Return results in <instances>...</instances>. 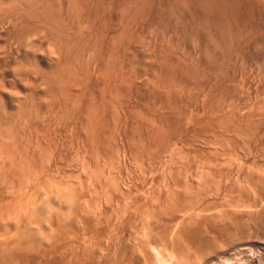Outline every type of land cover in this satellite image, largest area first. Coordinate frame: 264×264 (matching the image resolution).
I'll return each instance as SVG.
<instances>
[{
    "label": "rangeland",
    "instance_id": "1",
    "mask_svg": "<svg viewBox=\"0 0 264 264\" xmlns=\"http://www.w3.org/2000/svg\"><path fill=\"white\" fill-rule=\"evenodd\" d=\"M42 1L62 29L0 0V264H178L193 227L264 261V0Z\"/></svg>",
    "mask_w": 264,
    "mask_h": 264
},
{
    "label": "bare ground",
    "instance_id": "2",
    "mask_svg": "<svg viewBox=\"0 0 264 264\" xmlns=\"http://www.w3.org/2000/svg\"><path fill=\"white\" fill-rule=\"evenodd\" d=\"M19 1V5H20V7H21V9L23 10V12L25 13V15H23V17L24 16H26L25 18H27V20L30 18V19H35V20H38V21H40V22H44V24L45 23H48V24H53L54 26L55 25H57V28H61V26H60V22L62 23V21H59L60 20V18L57 16L58 14H55V12H54V10H52L51 8H54V7H51L52 5L49 3V1H48V3L46 4V3H44L42 0H18ZM45 1V0H44ZM77 1V0H76ZM186 1V0H185ZM195 1V0H194ZM204 1H206V0H204ZM210 1H212V0H210ZM210 1L209 2H207V3H209L210 4ZM219 0H217V2H218ZM225 1V0H224ZM228 1V0H227ZM239 1V0H238ZM46 2V1H45ZM74 2V1H73ZM200 2H202L201 0H200ZM216 2V1H215ZM214 2V0L211 2V3H215ZM222 2V1H221ZM231 2V1H230ZM235 2H237L236 0H235ZM205 3V2H204ZM203 3V4H204ZM220 2H218L217 4H219ZM229 3V2H228ZM234 3V2H233ZM248 3V2H247ZM14 4V3H13ZM75 4V3H74ZM79 4V3H78ZM184 4V3H183ZM189 4H191V3H189ZM216 4V3H215ZM19 5L17 4V7H19ZM51 5V6H50ZM81 5V4H80ZM79 5V6H80ZM202 5V4H201ZM211 5V7L214 5V4H210ZM220 5H222L221 3H220ZM226 4L225 3H223V5L222 6H225ZM231 5V4H230ZM235 5V4H234ZM74 6V5H73ZM182 6V5H181ZM185 6V5H184ZM203 6V5H202ZM207 6V5H206ZM209 6V5H208ZM204 7H205V5H204ZM210 7V8H211ZM215 7H216V5H215ZM209 8V7H208ZM213 8V7H212ZM224 8V7H223ZM245 8V7H244ZM19 9V8H18ZM216 9H218V8H216ZM21 10V11H22ZM219 10H220V7H219ZM218 10V11H219ZM223 10V9H222ZM9 11V10H8ZM20 11V12H21ZM56 11V10H55ZM213 11V10H212ZM214 11H215V8H214ZM213 11V12H214ZM221 11V10H220ZM207 12H208V9H207ZM212 12V13H213ZM217 12V11H216ZM9 13V12H8ZM215 14V13H214ZM219 14H220V12H219ZM246 14V13H245ZM4 15V14H3ZM15 15V14H14ZM20 15V14H19ZM224 15V14H223ZM222 16V15H221ZM225 16V15H224ZM237 17V16H236ZM249 17V16H248ZM255 17V16H254ZM209 18V17H208ZM219 18V17H218ZM222 18V17H221ZM16 19V18H15ZM22 19V18H21ZM29 19V20H30ZM203 19V18H202ZM217 18H215V20H216ZM244 19V18H243ZM211 20V19H210ZM215 20H213L214 22H216ZM50 23H49V22ZM51 21H53V22H51ZM220 21V20H219ZM219 21H217V22H219ZM21 22V21H20ZM56 24H55V23ZM208 22V21H207ZM1 23V22H0ZM29 23V22H28ZM63 24V23H62ZM201 24V23H200ZM16 25V24H15ZM27 25H29V24H27ZM35 25V24H34ZM60 26V27H59ZM63 26V25H62ZM23 27V26H22ZM25 27H26V25H25ZM203 27V26H202ZM30 28V27H29ZM63 28V27H62ZM61 28V29H62ZM213 28V27H212ZM216 28V27H215ZM15 29H17V28H15ZM19 29V28H18ZM21 29H23V28H21ZM20 29V30H21ZM34 29H35V27H34ZM209 29V28H208ZM25 30H26V28H25ZM41 30V29H40ZM18 31V30H17ZM224 31V30H223ZM20 32V31H19ZM21 32H23V31H21ZM32 32V31H31ZM225 32V31H224ZM26 33H27V31H26ZM25 33V34H26ZM217 33V32H216ZM223 33V32H222ZM227 35V34H226ZM207 36V35H206ZM217 37V36H216ZM243 37V36H242ZM211 38V37H210ZM217 39V38H216ZM209 41V40H208ZM213 42V41H212ZM219 42V41H218ZM227 42V41H226ZM228 43V42H227ZM208 45V44H207ZM199 47V46H198ZM224 49V48H223ZM25 51V50H24ZM211 51V50H210ZM227 51H229V50H227ZM206 52V51H205ZM27 53V52H26ZM207 53V52H206ZM2 55V54H1ZM28 57V56H27ZM217 58V57H216ZM210 59V58H209ZM202 60V59H201ZM206 60V59H205ZM211 60V59H210ZM27 61V60H26ZM32 62V61H31ZM211 63V62H210ZM37 64H38V62H37ZM36 64V65H37ZM171 66V65H170ZM31 67V66H30ZM51 67V66H50ZM49 67V68H50ZM173 67V66H172ZM23 68V67H22ZM162 68V67H161ZM42 69V68H41ZM45 68H43L42 70H44ZM56 69V68H55ZM55 69H53V70H55ZM199 69V68H198ZM53 72V71H52ZM51 72V73H52ZM55 72V71H54ZM58 72V71H57ZM41 74V73H40ZM57 75H58V73H56ZM56 74H53V75H55L56 77H57V80H58V78H60V77H58ZM172 74V73H171ZM196 74V73H195ZM194 74V75H195ZM42 75V74H41ZM45 76V78H47V79H49V80H47L48 82L51 80V81H53L54 83L53 84H55V83H58L57 81H56V79H51L52 77H50V75H49V72H48V74H47V72H45V74H44ZM61 75V74H60ZM59 75V76H60ZM169 75V74H168ZM9 76V75H8ZM54 76V77H55ZM171 76V75H170ZM43 77V76H42ZM53 77V78H54ZM168 77V76H167ZM183 77V76H182ZM44 78V79H45ZM162 78V77H161ZM4 79V78H3ZM171 79V78H170ZM164 80V79H163ZM169 80V79H168ZM172 80V79H171ZM50 81V84H52V82ZM44 82V84L46 83V80L45 81H43ZM59 83H60V81H59ZM63 83V82H62ZM49 84V83H48ZM49 84V85H50ZM48 85V86H49ZM8 86V85H7ZM51 86H54V85H51ZM50 86V87H51ZM57 86V85H56ZM57 88H58V86H57ZM52 89H54V88H52ZM54 92H55V90H54ZM53 93V92H52ZM11 97V96H10ZM13 97V96H12ZM62 101V100H61ZM1 103V102H0ZM6 103V102H5ZM27 104V103H26ZM3 106V105H2ZM33 107V106H32ZM43 108V107H42ZM1 111V110H0ZM9 122V121H8ZM1 125V124H0ZM7 125V124H6ZM8 126V125H7ZM1 127V126H0ZM4 129V128H3ZM2 129V130H3ZM97 129V128H96ZM2 130H1V128H0V134H1V132H2ZM4 132H7V133H5V135L6 134H8L9 132H11V130L10 129H8L7 128V130H6V128H5V131ZM4 132H2L3 134H4ZM11 134V133H10ZM2 135V134H1ZM1 135H0V137H1ZM9 135V134H8ZM6 137H8L7 135H6ZM10 137V136H9ZM8 137V138H9ZM3 139V138H2ZM8 140V139H7ZM11 142V141H10ZM13 142V141H12ZM5 143V142H4ZM2 144H3V142H2ZM12 144V143H11ZM5 146H6V144H5ZM3 147V146H2ZM8 147H10V146H7L6 148L7 149H5V150H7L8 151V154H10V156H12V152H13V150H12V147L11 148H8ZM1 149V148H0ZM4 150V151H5ZM1 167V166H0ZM240 179V178H239ZM252 181V180H251ZM255 181V180H254ZM244 184V183H243ZM247 184V183H246ZM249 184V183H248ZM252 184V183H251ZM259 185V184H258ZM257 185V186H258ZM256 186V187H257ZM262 186H263V184H262ZM253 187V186H252ZM255 187V186H254ZM264 188V187H263ZM259 189H260V187H259ZM245 190V189H244ZM256 190V189H255ZM244 195V194H243ZM254 195V194H253ZM242 197V196H241ZM234 199V198H233ZM242 199V198H241ZM254 200H255V198H253ZM234 204V203H233ZM249 204H251L250 203V201H249ZM229 207V206H228ZM231 207V206H230ZM233 207H235V206H233ZM245 208V207H244ZM231 209V208H230ZM238 209V208H237ZM246 209V208H245ZM252 209V208H251ZM232 210V209H231ZM235 210V209H234ZM239 210V209H238ZM233 211V210H232ZM247 211V210H246ZM240 212V211H239ZM251 212H252V210H251ZM60 213V212H59ZM257 213V212H256ZM221 214V213H220ZM224 214V213H223ZM228 214V213H227ZM242 214V213H241ZM252 214V213H251ZM250 214V215H251ZM217 215V214H216ZM264 215V214H263ZM262 215V217H264ZM214 216V215H213ZM218 217H219V215H217ZM221 216H223V215H221ZM220 216V217H221ZM252 216V215H251ZM208 217V216H207ZM211 217V216H210ZM255 217V216H254ZM65 218V217H64ZM212 218V217H211ZM228 218V217H227ZM226 218V219H227ZM237 218V217H236ZM243 218V217H242ZM248 218V217H247ZM246 218V219H247ZM250 218V217H249ZM253 218V217H252ZM209 219V218H208ZM224 219V218H223ZM258 219H259V217H258ZM211 220V219H210ZM209 220V221H210ZM213 220V219H212ZM219 220V219H218ZM221 220V219H220ZM231 220V219H230ZM234 220V219H233ZM260 220H261V218H260ZM264 220V219H263ZM191 221H193V219L191 220ZM208 221V222H209ZM255 221V220H254ZM253 221V222H254ZM259 221V220H258ZM262 221V220H261ZM260 221V222H261ZM236 222L238 223V220H236ZM251 222V221H250ZM237 223H236V225H237ZM248 223V222H247ZM252 223V222H251ZM264 223V222H263ZM63 224V223H62ZM66 225V224H65ZM69 225V224H68ZM217 225V224H216ZM251 225V224H250ZM161 226V225H160ZM238 226H240V225H238ZM67 226H65V228H66ZM187 227V226H186ZM223 227V226H222ZM222 227H215L214 228V231L217 233H219V230H220V232L222 233L223 231H227V233L226 232H224L223 234H226L225 236L223 235V234H221V236L223 235L225 238H223L224 240H221V242L219 241L218 242V240L215 238V237H207L206 238V236L205 237H203V239L202 240H200L198 237L200 236L199 235V233H198V230H194V227H193V230L191 231V232H189V235H187V232H186V234H183V235H187L186 237L184 236V237H179V235L178 236H175V234L177 233V232H175L174 233V236H173V238L171 239V240H169V242H168V244H166V250H167V245H168V247L170 248V251H172V252H176V253H179L181 256H182V258L180 259L179 258V262H178V264H221V263H223V264H232V263H230V260L228 259V257H230V259H232L231 261H233L234 263H235V261H234V257L233 256H231V255H229L230 254V252H228V250L229 249H232L233 250V253L236 255V258L237 259H239V262H242V259L244 260L243 262H245V264H262V263H264V261H262V259H260V257H256V254H254L255 255V258H252V257H249L248 256V252L250 251V249H251V246H249V245H252L253 243H251L252 241L250 240V242H247V241H245V238L244 237H242L243 235H244V233H242L243 231V229L241 230V228H239V231L241 232V234H243V235H241V234H239V237H242V238H239V237H237V234H236V237H237V239L238 240H240V241H238L237 239H235L234 238V236H232L233 238H232V240H236V242L234 243V241H233V243L232 242H230L231 241V239H229L228 240V238H227V236H228V233L230 234V232L231 231H229L228 232V229H223V231L221 230L222 229ZM229 227V226H228ZM249 227V226H248ZM61 228V227H60ZM166 228V227H165ZM209 228V227H208ZM213 228V227H212ZM211 228V229H212ZM217 228H219V230L218 231H216L217 230ZM224 228V227H223ZM237 228V227H236ZM254 228H255V226H254ZM260 228H261V225H260ZM256 229V228H255ZM62 230V229H61ZM181 230V229H180ZM250 230V229H249ZM252 230V229H251ZM66 231V230H65ZM65 231H63L64 233H65ZM159 231V232H158ZM156 230V234H157V236H159L161 239H159V237H157L158 238V240H160V241H162L165 237H162L161 236V231L163 232V230ZM235 231H238L237 229L235 230ZM234 231V232H235ZM245 231V230H244ZM248 231V230H247ZM254 231V230H253ZM154 232H155V230H154ZM179 232H181L180 234L182 235V231H179ZM214 232V233H215ZM239 232V233H240ZM262 232V231H261ZM32 233V232H31ZM34 233V232H33ZM63 233V234H64ZM68 233V232H67ZM148 234H150L149 232H147ZM152 233V232H151ZM215 233V234H216ZM231 233H233V232H231ZM237 233V232H236ZM252 233V232H251ZM264 233V232H263ZM25 234V233H24ZM35 234V233H34ZM33 234V235H34ZM153 234V233H152ZM152 234L151 235H147V237H149V236H152ZM179 234V233H178ZM199 236H198V235ZM246 234V233H245ZM29 235V234H28ZM27 235V237H28V239H29V236ZM32 235V236H33ZM153 235H155V234H153ZM163 235V234H162ZM180 235V236H181ZM205 235V234H204ZM210 235V234H209ZM231 235H233V234H231ZM231 235H230V238H231ZM235 235V234H234ZM241 235V236H240ZM250 235V234H249ZM253 235V234H252ZM251 235V236H252ZM257 235H258V233H257ZM25 236H26V234H25ZM63 236V235H62ZM65 236V235H64ZM67 236V235H66ZM75 236V235H74ZM168 236V235H167ZM214 236V235H213ZM217 236V235H216ZM247 235H245V237H246ZM250 236V237H251ZM26 237V238H27ZM61 237V236H60ZM144 237V236H143ZM154 237V239L156 238V236H153ZM153 237H152V239H153ZM249 237V236H248ZM261 237V236H260ZM23 238V237H22ZM25 238V237H24ZM24 239V240H28V239ZM32 237H30V239H31ZM35 238V237H34ZM183 238V239H182ZM212 238H214V239H212ZM247 238V237H246ZM37 239H38V237H37ZM149 239V241L151 240V238H148ZM153 239V240H154ZM180 239H182L183 241H181ZM215 239H216V241H215ZM244 239V240H243ZM250 239V238H249ZM73 240V239H72ZM117 240H119V239H117ZM166 240H167V238H166ZM180 240V241H179ZM185 240H187L188 242L187 243H184L185 242ZM242 240V241H241ZM63 241H66V240H64L63 239ZM63 241H62V243H63ZM103 241V240H102ZM122 241V240H121ZM141 241H142V239H141ZM148 241V243L150 244H148V247H145V243H146V245H147V241L146 242H144V245H142V250L143 249H145V248H147L148 250H150V253H149V251H146L147 249H145L144 250V252L141 250V248H140V250L143 252H141L142 254H140L141 256L143 255V254H145L144 256H145V258L146 259H148V258H151V259H153V260H156V261H160V259H162V253H160V251L158 250L160 247H158V249H157V247L156 246H154V244L156 245V243H154L155 242V240H154V242H152V241H150L149 242ZM249 241V240H248ZM256 241V240H255ZM262 241V240H261ZM260 241V242H261ZM26 242V241H25ZM28 242V241H27ZM31 242V241H30ZM68 242V241H67ZM101 242V241H100ZM140 242V241H139ZM151 242H152V244L153 245H151ZM164 242V241H163ZM166 242V241H165ZM225 242V243H224ZM17 243H19V241L17 242ZM29 243V242H28ZM38 243V242H37ZM36 243V244H37ZM79 243V242H78ZM117 243V242H116ZM128 243V242H127ZM137 243V242H136ZM157 243H159V242H157ZM181 243L182 244H184V245H181ZM221 243L223 244V246H221L222 247V252H221V254H219V257L220 258H218V255H215V254H213V253H215L216 252V250H217V248L221 245ZM13 244V243H12ZM33 244V243H32ZM31 244V245H32ZM52 244V243H51ZM69 244V243H68ZM72 244V243H71ZM161 244H162V242H161ZM185 244H188L186 247H185ZM16 245V244H15ZM22 245H24V244H22ZM22 245H20L21 247H22ZM34 245V244H33ZM62 245V244H61ZM74 245V244H73ZM129 245V244H128ZM139 245V244H138ZM137 245V246H138ZM11 246V245H10ZM18 246V245H17ZM26 246H28V244L26 245ZM63 246H65V252L67 253V251H66V247H68V245L64 242V245ZM70 246V245H69ZM87 246V245H86ZM115 246V245H114ZM133 246V245H132ZM135 246V245H134ZM137 246H135L136 248H137ZM141 246V244L139 245V247ZM157 246H158V244H157ZM160 246V245H159ZM164 246V245H163ZM255 246V245H254ZM253 246V247H254ZM262 245H260V247H261ZM263 246H264V244H263ZM16 247V246H15ZM21 247H20V249H21ZM29 247H30V245H29ZM28 247V248H29ZM34 247V246H33ZM50 247V246H49ZM102 248H103V246H101ZM106 247V246H105ZM110 247V246H109ZM130 247V246H129ZM135 247H132L131 249H130V251H129V249H127L128 251L127 252H130V253H127L126 251H124V253H127V254H124V255H122V254H120V256H121V260L119 259V260H117V262L118 261H120V264L122 263V262H124L125 260H127L126 261V264H128L127 262L128 261H131V262H129V264H143V262H144V260L142 259L143 257H140L139 256V253L138 252H140V251H136L137 253H136V255H135V252L134 253H131V252H133V251H135ZM11 248V247H10ZM17 248V247H16ZM23 248H24V246H23ZM28 248L26 249V251L28 250ZM31 248V247H30ZM29 248V252H30V249ZM37 247L35 246L34 247V249H36ZM64 248V247H63ZM77 248V247H76ZM135 248V249H134ZM8 249V248H7ZM14 249V248H13ZM34 249H32L33 251H34ZM49 249V248H48ZM71 249V248H70ZM164 249V247H162L160 250H163ZM255 249V248H254ZM262 249L264 250V248L262 247ZM17 250V249H16ZM31 250V251H32ZM62 250V249H61ZM83 250V249H82ZM94 250V249H93ZM97 250V249H96ZM138 250H139V248H138ZM169 250V249H168ZM263 250H261V251H263ZM11 251V250H10ZM15 251V250H14ZM32 251V252H33ZM38 251V250H37ZM49 251V250H48ZM54 251V250H53ZM69 251V250H68ZM78 251V250H77ZM85 251V250H84ZM252 251V250H251ZM259 251V250H258ZM258 251L256 252V253H258ZM16 252V251H15ZM23 252V251H22ZM25 252V251H24ZM71 252V251H70ZM76 252V251H75ZM75 252H74V254H75ZM146 252H148V253H146ZM169 252V251H168ZM227 252L229 253V254H227ZM253 252V251H252ZM252 252L250 253V254H252ZM254 252V253H255ZM9 253V252H8ZM26 253V252H25ZM37 253V252H36ZM47 253V252H46ZM49 253V252H48ZM53 253V252H52ZM64 253V252H63ZM66 253L64 254V255H66ZM73 253V252H72ZM81 253V252H80ZM92 253V252H91ZM90 253V254H91ZM99 253V252H98ZM103 253H104V251H103ZM119 253V252H118ZM260 253V252H259ZM15 254V253H14ZM17 254H19L20 255V253H17ZM22 254V253H21ZM31 254V253H30ZM33 254V253H32ZM71 254V253H70ZM73 254V255H74ZM86 254V253H85ZM101 254V253H100ZM107 254V253H106ZM249 254V255H250ZM22 255H24V254H22ZM28 255V254H27ZM69 255V254H68ZM72 255V254H71ZM77 256H78V254H76ZM113 255H114V253H113ZM119 255V254H118ZM127 257H126V256ZM129 255V256H128ZM136 257H135V256ZM228 255V256H227ZM234 255V256H235ZM237 255H241V256H239L240 258H238V256ZM258 255V254H257ZM259 255H261V254H259ZM258 255V256H259ZM5 256V255H4ZM10 256V255H9ZM15 256V255H14ZM17 256V255H16ZM67 256V255H66ZM75 256V255H74ZM74 256L72 257V259H75L74 260V263L75 264H80L79 262V260H78V258L77 257H75L74 258ZM87 256V255H86ZM90 256V255H89ZM99 256V255H98ZM108 256V255H107ZM126 257V258H123V259H125V260H123L122 259V257ZM180 256V257H181ZM251 256V255H250ZM3 257V256H2ZM6 257V256H5ZM11 257V256H10ZM20 257V256H19ZM23 257V256H22ZM26 257V256H25ZM65 257V256H64ZM64 257H63V259H64ZM69 257V256H68ZM93 257V256H92ZM95 257V256H94ZM93 257V258H94ZM105 257V256H104ZM103 257V258H104ZM223 257V258H222ZM231 257H233V258H231ZM262 257V256H261ZM13 258V257H12ZM70 258V257H69ZM84 258V257H83ZM127 258H130V260L129 259H127ZM141 260H140V259ZM216 258H218V259H216ZM235 258V259H236ZM10 259V258H9ZM14 259V258H13ZM13 259H11V260H13ZM71 259V258H70ZM71 259V262L73 261ZM102 259V258H101ZM105 259V258H104ZM117 259V258H116ZM115 259V260H116ZM146 259H145V262H146ZM150 259V260H151ZM67 260V259H66ZM93 260V259H92ZM95 260V259H94ZM108 260V259H107ZM123 260V261H122ZM142 260H143V262H142ZM149 260V259H148ZM149 260V262H151ZM241 260V261H240ZM6 261V260H5ZM4 261V262H5ZM8 261V260H7ZM105 261V260H104ZM110 261V260H109ZM229 261V262H228ZM13 262V261H12ZM12 262H10V263H12ZM64 262V261H63ZM111 262H113V261H111ZM116 262V261H115ZM148 262V261H147ZM146 262V263H147ZM67 263V262H66ZM73 262H72V264H74ZM84 263V262H83ZM93 263V262H92ZM119 263V262H118ZM117 263V264H118ZM156 263V262H155ZM13 264H15V263H13ZM71 264V263H70ZM89 264V263H88ZM110 264V263H109ZM114 264H116V263H114ZM124 264V263H123ZM145 264V263H144ZM237 264H242V263H238V260H237ZM244 264V263H243Z\"/></svg>",
    "mask_w": 264,
    "mask_h": 264
}]
</instances>
